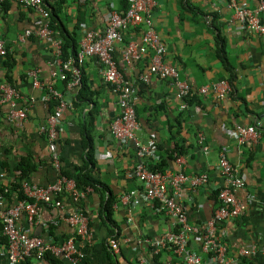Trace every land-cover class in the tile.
<instances>
[{"label":"crops","instance_id":"0c3cea01","mask_svg":"<svg viewBox=\"0 0 264 264\" xmlns=\"http://www.w3.org/2000/svg\"><path fill=\"white\" fill-rule=\"evenodd\" d=\"M240 1L250 8L259 4V0ZM4 6L5 11L0 10V41L9 46L16 59L13 79L21 95L17 108H27L28 113L25 121H11L10 106L1 101L0 95V171L3 173L0 193L19 178L23 159L37 164L30 183L39 187L56 183L61 170L75 175L78 168L92 159L94 177L108 190L104 195L91 190L82 200L75 201L68 189L62 209L41 206L36 224H30L26 215L21 214L17 219L19 227L28 235L50 238L49 226H56V242L64 243L76 238L79 226L59 218L81 205L89 215L91 235L90 242L78 240L84 255L81 264H180L171 252H162L156 259L148 248L138 244L141 239L170 233L173 222L169 216L158 205L137 206L133 200L128 204L121 202L125 194L141 192L143 185L130 175L139 162L136 142L120 141L112 134L111 125L121 109L117 95L104 81L100 60L89 57L83 67V84L69 88L65 81L51 76L52 69L58 70L51 40L36 34L21 40L26 31L41 28L42 16L14 0ZM66 6L65 21L69 28L80 23L104 31L112 12H124L126 0H68ZM152 19L168 47L166 62L179 69L183 80L194 89L228 81L233 92L223 100L213 95H198L188 109L182 110L176 88L168 80L157 77H152L149 83L138 80L149 65L151 51L132 66L123 62L126 45L130 42L141 45L143 34L142 28L125 31L124 40L114 47V58L134 85V106L140 124L137 142L145 144L153 139L158 148L145 162L151 165L166 161V172L171 174L182 172L191 178L208 175V183L202 187L193 188L189 182L184 186L183 203L189 223L203 228L219 207L215 193L224 186V179L217 164L220 151L226 148L231 163L245 181V187L235 194L246 210L238 219L222 225L223 240L234 261L231 264H264L261 251L248 259L239 257L243 247L264 244V39L242 29L225 0H155ZM83 35L84 30L79 31V48ZM219 49L225 51L229 74L218 56ZM35 70L39 71V87L34 86L31 78ZM5 77L4 57L0 56V85L6 83ZM83 87L89 91L85 99L79 95ZM50 88L66 105L57 141L60 170L53 165L47 136L42 131L53 113L50 101L45 102ZM237 125L256 126L260 138L240 144L234 133ZM201 135L207 151L199 142ZM177 149L184 154L175 158ZM178 159L183 162L179 163ZM71 180L76 185L75 179ZM110 193L117 199L113 206L114 226L105 221L102 213ZM7 204L0 199V212L7 210ZM112 230L120 233L122 241H128L119 254L108 243ZM5 251L0 246V264H8ZM142 258L146 263L140 261ZM32 264L47 263L32 260ZM64 264L70 263L64 260Z\"/></svg>","mask_w":264,"mask_h":264},{"label":"built area","instance_id":"2783aa9c","mask_svg":"<svg viewBox=\"0 0 264 264\" xmlns=\"http://www.w3.org/2000/svg\"><path fill=\"white\" fill-rule=\"evenodd\" d=\"M8 1L0 0V10L2 5ZM14 1L22 7L34 9L44 19L40 29L35 32L26 31L21 36V40H25L33 34L51 40L58 66V70L54 68L50 72L53 78H59L65 82L71 79L67 82L68 87L79 88L86 60L89 57H97L102 63L104 81L112 87L113 92L117 95L121 109L120 116L111 125L112 134L120 141L136 142L139 162L130 175L143 185L141 192L125 194L121 198V202L128 204L133 200L137 206L141 204L158 205L173 222V230L170 233L160 238L141 239L138 242L139 246L144 249L145 247L148 248L153 256H158L162 252H171L180 260V264L234 263L229 256L221 229L223 224L238 219L246 210L245 205L237 199L235 194L237 190L245 187L244 179L231 163L227 149H222L217 164V168L224 179V186L217 191L219 207L203 228L190 225L183 203L184 186L189 182L193 188L202 187L208 183V175L202 174L191 178L182 172L171 174L153 172L149 169L145 161L155 155L158 149L157 143L153 139L145 144L137 142L140 124L134 106V85L120 70L114 58V47L116 43L124 40L125 31L130 28H142V44L128 43L122 53V60L128 66H132L134 63L144 60L151 51L149 65L146 71L139 74L138 80L143 83H149L152 77L168 80L176 88V96L181 101L182 110L188 109V99L195 95L201 97L213 95L220 100L225 99L233 92L231 84L228 81H220L200 89H194L186 80L182 79L178 68L166 62L168 47L155 30L152 19L155 0H128L127 10L122 13L112 12L108 27L104 31L91 29L82 24L84 35L79 52L75 58H70L68 61L61 60L62 41L57 39L54 32L49 28V13L45 8L44 0ZM225 3L242 29L264 39V0H259L256 8H250L240 0H225ZM6 53L4 42L0 41V56L4 57ZM31 78L34 86L39 87V71H32ZM49 93L50 98L47 97L45 102L52 99L58 100L59 96L53 88L49 89ZM0 95L1 101L10 106L8 117L11 121H25L27 119V108H17V101L21 98L18 89L2 84L0 85ZM58 102V106L48 119L47 126L43 127L42 131L47 136L53 165L60 170L61 162L57 152V141L66 105L63 101L58 100ZM234 133L240 144H245L250 139L257 140L261 136L256 126L237 125ZM199 142L204 151H207L208 146L204 143L202 135ZM178 162L182 163L183 160L178 159ZM2 175L3 173L0 171V177ZM68 189H70L71 196L75 201L82 200L92 190L90 188L79 190L71 179L60 174L58 181L47 187H39L31 183L24 184L25 193L29 198L34 199L35 203L18 202L14 208L0 212V219L4 223L3 234L9 241L5 251L8 264H20L26 259L43 263L44 256L48 253L62 258L70 264L82 263L84 255L77 238L80 237L90 242L91 235L88 219L81 211L70 217L62 215L59 218L71 225L79 226L76 238L69 239L64 243L54 242L51 238L28 235L17 223L19 216L25 214L30 224H36L41 206L62 209L63 204L58 200V197L66 194ZM57 223L55 222L54 225ZM108 243L110 249L115 254H119L123 245H126L128 241H122L116 235H112ZM258 251L264 255V244L262 247L249 244L240 250L239 257L249 258L257 254ZM140 261L146 263L144 258Z\"/></svg>","mask_w":264,"mask_h":264},{"label":"trees","instance_id":"16d2710c","mask_svg":"<svg viewBox=\"0 0 264 264\" xmlns=\"http://www.w3.org/2000/svg\"><path fill=\"white\" fill-rule=\"evenodd\" d=\"M67 2L68 0H44L45 8L49 13V28L51 31L54 32L55 37L62 41V54H61L62 61H68L70 58H75L77 56L79 52V45H78L79 31L82 30V24L76 23L73 28H69L68 23L65 21L68 12L66 6ZM4 5H2L1 7L2 11L3 10L5 11ZM128 5H129L128 0H126V8L124 12L127 10ZM5 49L7 51L6 55L4 56V64L6 68L5 84L10 85L17 89L16 83L13 79V71L15 70L17 65L16 59L14 55L11 54L9 46H5ZM218 56L221 60H223L225 64L224 65L225 70L227 71V73L228 74L231 73V69L228 63L226 62L225 51L223 49H219ZM70 80L71 79H68L67 82H69ZM82 84L83 81L81 82V85ZM88 92H89L88 89L83 87L81 88L79 95H81V97L85 99L88 96ZM197 96L198 95H195L193 98L188 99V104L191 105L193 99L198 98ZM58 104H59L58 100L52 99L50 101L51 111L54 112ZM173 153H175V151H173ZM182 154H184V151L177 149L175 158H178V156ZM171 159H172V155H171ZM89 164H92L91 168L89 167ZM89 164L78 168L77 173L75 175H71L70 173L65 172L63 170H61L60 174L61 176H64L68 179L74 178L78 189L86 190L90 188L94 192H98L104 195V193L107 192L108 190L105 189L106 187H103L102 183L99 180H97L93 175L94 173L93 169L95 168L94 160L90 159ZM148 167L153 172L165 173L167 171L168 165L166 161H160L157 164L148 165ZM19 170L21 171L19 178L16 181L10 183L8 186L1 189V193H0L1 199L3 202L7 201L8 203L6 206L7 210L13 208L18 202L35 203V200L29 198L28 195L25 193L24 184L30 183V176L37 170V164L33 163L29 159H23L19 165ZM215 194L217 197V192ZM67 197L68 196L63 194L58 197V200L61 201L62 204H64V201L67 199ZM116 203H117V199L113 197L110 193L102 212L105 221L112 226H114L115 224V221L113 219L114 216L113 206ZM40 204L43 205L42 203ZM80 211L88 219L89 215L85 207L81 205H79V207L73 213L68 214L64 212V216L70 217ZM3 231H4V223L0 219V246L6 249L9 245V241L8 238L3 234ZM48 231H49L48 232L49 237L54 239V242H56V236H55L56 226L50 225ZM111 235H116L118 238H120V233L116 232L115 230H112ZM77 240H80V237H78ZM159 256H162V253L158 256H155L156 259H158ZM244 259H248V258H243L242 260ZM43 262L47 264H64V259L55 257L54 255L48 253L44 256ZM20 264H32V259H26Z\"/></svg>","mask_w":264,"mask_h":264}]
</instances>
